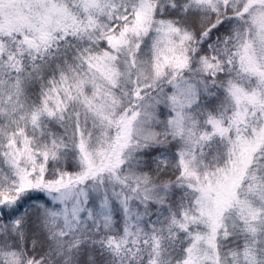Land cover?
<instances>
[{
  "label": "snow or ice",
  "instance_id": "snow-or-ice-1",
  "mask_svg": "<svg viewBox=\"0 0 264 264\" xmlns=\"http://www.w3.org/2000/svg\"><path fill=\"white\" fill-rule=\"evenodd\" d=\"M0 264H264V0H0Z\"/></svg>",
  "mask_w": 264,
  "mask_h": 264
}]
</instances>
